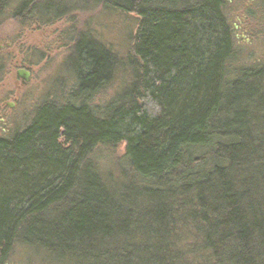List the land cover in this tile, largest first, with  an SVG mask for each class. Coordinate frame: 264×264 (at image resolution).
<instances>
[{"label": "trees", "instance_id": "obj_1", "mask_svg": "<svg viewBox=\"0 0 264 264\" xmlns=\"http://www.w3.org/2000/svg\"><path fill=\"white\" fill-rule=\"evenodd\" d=\"M95 2L137 16L131 52L80 37L65 103L0 136V264H264V61L243 62L228 1ZM65 3L0 0V25Z\"/></svg>", "mask_w": 264, "mask_h": 264}, {"label": "rangeland", "instance_id": "obj_2", "mask_svg": "<svg viewBox=\"0 0 264 264\" xmlns=\"http://www.w3.org/2000/svg\"><path fill=\"white\" fill-rule=\"evenodd\" d=\"M65 1V7L72 10L53 23L23 17L7 19L0 25V63L4 66L0 79V136L25 128L41 105L65 103L76 89L73 59H69L80 37L90 35L122 58L131 52L138 22L135 14L107 10L95 0ZM227 1L243 62L264 61V0ZM19 70L30 73L26 84L18 76ZM127 75L122 73L96 94L91 104L101 106L113 98L125 85ZM125 150V144H121L111 155L101 156L100 163L105 168H114L116 161L125 163ZM35 249L30 251L31 259L37 258ZM23 255L17 251L14 264H26Z\"/></svg>", "mask_w": 264, "mask_h": 264}, {"label": "water", "instance_id": "obj_3", "mask_svg": "<svg viewBox=\"0 0 264 264\" xmlns=\"http://www.w3.org/2000/svg\"><path fill=\"white\" fill-rule=\"evenodd\" d=\"M18 76L22 79L24 84H26L30 80V73L26 70H19Z\"/></svg>", "mask_w": 264, "mask_h": 264}]
</instances>
